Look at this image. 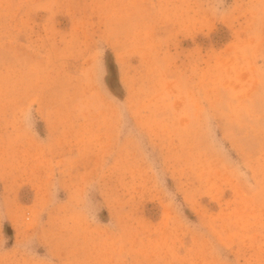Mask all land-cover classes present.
Segmentation results:
<instances>
[{
  "label": "rangeland",
  "instance_id": "obj_1",
  "mask_svg": "<svg viewBox=\"0 0 264 264\" xmlns=\"http://www.w3.org/2000/svg\"><path fill=\"white\" fill-rule=\"evenodd\" d=\"M0 264H264V0H0Z\"/></svg>",
  "mask_w": 264,
  "mask_h": 264
},
{
  "label": "trees",
  "instance_id": "obj_2",
  "mask_svg": "<svg viewBox=\"0 0 264 264\" xmlns=\"http://www.w3.org/2000/svg\"><path fill=\"white\" fill-rule=\"evenodd\" d=\"M112 68H113V66L111 67V71H113V70H112ZM110 87H111V89L113 90V88H112V86H111V85H110Z\"/></svg>",
  "mask_w": 264,
  "mask_h": 264
}]
</instances>
